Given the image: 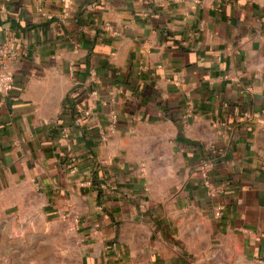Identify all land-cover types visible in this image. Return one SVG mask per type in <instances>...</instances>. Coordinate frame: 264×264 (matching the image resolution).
I'll list each match as a JSON object with an SVG mask.
<instances>
[{"label":"crops","instance_id":"obj_1","mask_svg":"<svg viewBox=\"0 0 264 264\" xmlns=\"http://www.w3.org/2000/svg\"><path fill=\"white\" fill-rule=\"evenodd\" d=\"M4 42V262L58 226L121 262L129 222L131 261L264 264V0H0Z\"/></svg>","mask_w":264,"mask_h":264},{"label":"rangeland","instance_id":"obj_2","mask_svg":"<svg viewBox=\"0 0 264 264\" xmlns=\"http://www.w3.org/2000/svg\"><path fill=\"white\" fill-rule=\"evenodd\" d=\"M188 219L191 224L200 225L201 221L198 220V217L194 213L188 214ZM58 235L59 237L56 240H44L42 244L37 245L31 243L32 246H26L23 248H12L10 249V263L4 262L7 261V257H4V249L0 248V264H83L82 256L85 253V249L82 246V243L79 240V237L76 232L64 231L63 226H58ZM136 233V229L132 226L131 223H124L123 225V240L126 244L125 253L127 257L121 258V262L115 263V261H108L102 263V252L100 257L93 262L90 261V264H148L146 262V257L135 256L133 261H131L130 252L131 247L129 242L130 236ZM203 232V231H202ZM187 241L192 239L190 231L186 233ZM153 238V237H152ZM193 249V248H191ZM214 249V248H213ZM136 250V248H135ZM212 250V248H211ZM125 254V255H126ZM190 261H194V258L190 256L189 253L186 254ZM12 261V262H11ZM209 264H217L216 258ZM255 264V263H251ZM257 264V263H256Z\"/></svg>","mask_w":264,"mask_h":264},{"label":"built area","instance_id":"obj_3","mask_svg":"<svg viewBox=\"0 0 264 264\" xmlns=\"http://www.w3.org/2000/svg\"><path fill=\"white\" fill-rule=\"evenodd\" d=\"M14 53L8 43H0V94L7 93L12 86V74L9 71V64ZM212 161L206 159L199 164V171L202 178V186L206 190L209 198H215L221 193L219 188H215L209 179V170L212 167ZM76 165L75 158H69L65 163V168L69 173H73ZM223 214V206L217 205L214 209V217L220 218Z\"/></svg>","mask_w":264,"mask_h":264},{"label":"trees","instance_id":"obj_4","mask_svg":"<svg viewBox=\"0 0 264 264\" xmlns=\"http://www.w3.org/2000/svg\"><path fill=\"white\" fill-rule=\"evenodd\" d=\"M70 111L74 114V111L72 109H70Z\"/></svg>","mask_w":264,"mask_h":264}]
</instances>
